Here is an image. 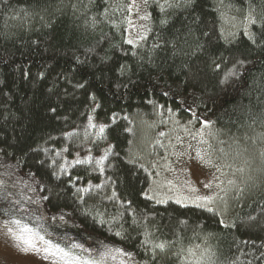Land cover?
I'll use <instances>...</instances> for the list:
<instances>
[{"label":"trees","instance_id":"obj_1","mask_svg":"<svg viewBox=\"0 0 264 264\" xmlns=\"http://www.w3.org/2000/svg\"><path fill=\"white\" fill-rule=\"evenodd\" d=\"M128 2L0 0V158L38 179L50 216L67 215L140 264H193L186 249L197 246L213 247L215 264H264V23L250 27L253 44L243 34L249 0H192L166 13L150 3L133 46ZM250 2L260 13L261 0ZM159 113L214 120L232 168H259L227 223L148 198L153 174L133 142L137 120ZM108 150L101 171L95 161Z\"/></svg>","mask_w":264,"mask_h":264},{"label":"rangeland","instance_id":"obj_2","mask_svg":"<svg viewBox=\"0 0 264 264\" xmlns=\"http://www.w3.org/2000/svg\"><path fill=\"white\" fill-rule=\"evenodd\" d=\"M146 12L148 14L146 20L140 19V16L145 15L143 7L139 14L134 10L130 15L133 26L129 27L128 38L134 39L135 43L141 39V36L143 37L148 28V7ZM205 124L208 127H205ZM202 134L206 143L201 140ZM225 146L223 134L220 133L214 120L172 119L159 113L153 119L137 120L133 153L152 171V184L148 191V196L152 197V200L162 204L175 202L204 208L199 206L203 201L198 197H217L212 207L225 219L230 213L234 198L240 196L239 193L242 192L245 183L250 182L259 170L252 163L242 165L243 173L232 168V164L226 158L228 150ZM197 151L210 153L212 160L221 167L224 175L217 172L215 167L202 164L196 158ZM213 175L220 176V181H223L221 187L229 189L226 195L217 187L220 181L212 180ZM229 179H234L236 186L227 185ZM209 182L211 187H205ZM192 188L195 191H192ZM39 195H43L42 187L36 177L22 172L16 164L0 158V264H53L51 257L45 258L40 253L19 251L7 233L6 226L13 227L11 222L14 220L22 225L25 223L26 226L33 224L26 223L19 213V211L26 213L29 208L18 211L10 205V201L16 200L28 205V201L32 203L39 201L37 200ZM221 196L224 197L223 200L218 198ZM58 216L61 218L60 215ZM58 216H49V221L60 222ZM225 222L227 223L226 219ZM61 229L39 231L35 228L34 231L52 244H59L60 247L71 250L93 264H140L127 252L120 250L121 247L116 244L106 240L102 243L99 240L95 241L94 238L86 242L76 235L68 238L67 234L70 231L77 234L79 231L74 227H68L65 233H59ZM76 245L80 247H74ZM186 250L193 264L217 262L216 250L213 247L197 246Z\"/></svg>","mask_w":264,"mask_h":264},{"label":"snow or ice","instance_id":"obj_3","mask_svg":"<svg viewBox=\"0 0 264 264\" xmlns=\"http://www.w3.org/2000/svg\"><path fill=\"white\" fill-rule=\"evenodd\" d=\"M107 2V0H105ZM192 0H129L127 4L122 5V9L128 13H132L134 10L139 14L141 8L143 7L145 9V15L140 16V19L146 20L148 19V14L146 12V8L150 5V3H154L155 6L159 9L161 13H166L169 9H175L180 8L182 6L187 7L189 4H191ZM220 3L223 5L224 0H220ZM227 7L230 9L233 7V5L229 4ZM106 14V13H105ZM226 15V14H222ZM257 16L260 18V22L264 23V0H261V12L256 13L255 9L252 7L251 2L249 0V8L247 15L245 16V26L243 30L244 36H246L253 44L257 43L255 34L250 31V27L252 25H256L258 23ZM95 23V21H93ZM162 23H166L165 20L161 21ZM127 23L129 26H133V21L131 19L127 20ZM235 27V25H233ZM229 35L235 39L236 33L231 32ZM141 39L143 37L141 36ZM126 43L135 46V40L132 38L126 39ZM220 65L216 64L214 70H219ZM237 75V72L235 68L229 69L225 73V79H228L229 77H235ZM80 87H83V85H80ZM90 124H91V117L89 118ZM95 126V125H93ZM205 127H208L207 124H205ZM99 132L101 135L105 132V127L103 125L99 126ZM261 138L264 139V134H261ZM201 140L203 141V134L201 135ZM223 151V150H221ZM110 154V150L105 152V155L101 157L100 159L96 160L95 163L101 167V171L103 170L102 166L104 164V161L107 159L108 155ZM240 153H237L239 155ZM262 156H264V152L261 153ZM196 158L204 165L209 167H215L217 172H220L221 175H224V173L221 170V167L215 163V161L212 160L210 153L207 151L196 152ZM76 163H83V161L77 160ZM238 172L243 173L244 169L239 168L237 169ZM212 180L220 181V176L213 175ZM221 184H223V181H220V183L217 184V187L220 188L222 192L227 194V191L229 190L227 187H221ZM227 185L229 186H236V181L234 179H229L227 181ZM205 187H211V182L206 183ZM192 191H195L194 188L191 189ZM84 191H87V189H84ZM242 191V189H241ZM151 199L152 197H148ZM217 197H198V199H201L203 203L199 206L204 207L207 211L213 212L214 209L212 207V204L214 203L215 199ZM219 199L223 200L224 197H218ZM179 202V201H177ZM221 224L224 223V221H220ZM11 224L13 227H7V233L11 237V239L15 242V246L17 249L24 253L34 252V253H43L45 255V258H53V264H93V262H90L89 260L84 259L81 256H78L74 254L71 250H66L65 248L60 247L59 244H52L50 241L45 240L43 237L39 236L37 232H34L33 229L28 228L26 225L20 224L19 221H12ZM119 235V233H117ZM149 241L146 239L145 244H148ZM74 247H80L79 245H76ZM155 249H159L161 251H164L166 249L165 243H159L154 245ZM110 251V250H109ZM125 254V253H122Z\"/></svg>","mask_w":264,"mask_h":264},{"label":"crops","instance_id":"obj_4","mask_svg":"<svg viewBox=\"0 0 264 264\" xmlns=\"http://www.w3.org/2000/svg\"><path fill=\"white\" fill-rule=\"evenodd\" d=\"M39 201L37 202H30L28 201V205H23L24 203H21L20 201L17 202L16 200H12L10 201V205L12 207H14V209H17L19 211V209H23V208H29V211L26 212V213H22L19 211V213L23 216V218L26 220V223H33V224H30V225H27L28 228L32 227V228H36L37 230L39 231H44V230H47V229H52V230H57L58 228H62L59 233H65L66 232V229L69 227H74L75 229H77L79 231V233H75L74 231H70L68 234H67V237L68 238H73L74 235H76L77 237H79L80 239H83L85 240L86 242H88V240L90 238H94L95 241L99 240L100 242L103 243V240L104 239H98V237H95L85 231H83L78 225L76 224H73L72 223V219L68 218L67 215H64L62 216V221L64 222H61V223H56L54 221H49L50 219V215L46 212L45 208H44V204H43V199H42V196L39 195V198L37 199ZM65 219H69L70 222L67 224L65 222ZM25 225V223H24ZM31 228V229H32ZM33 229V231H34ZM35 232V231H34ZM68 241V240H67ZM122 250V249H120ZM42 254L43 256H45L43 253H40Z\"/></svg>","mask_w":264,"mask_h":264}]
</instances>
